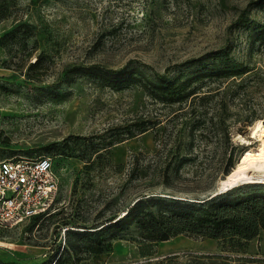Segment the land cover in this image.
<instances>
[{"label":"rangeland","instance_id":"1","mask_svg":"<svg viewBox=\"0 0 264 264\" xmlns=\"http://www.w3.org/2000/svg\"><path fill=\"white\" fill-rule=\"evenodd\" d=\"M0 10V159L50 155L61 208L0 230V264H264L263 204H238L237 219L202 232L176 220L165 238L138 213L264 194L257 179L221 184L262 154L250 125L264 117V44L253 40L264 0H0ZM93 64L189 78L198 95L155 102L76 69ZM227 64L255 80L236 91L217 70ZM145 115L161 125L128 137Z\"/></svg>","mask_w":264,"mask_h":264},{"label":"trees","instance_id":"2","mask_svg":"<svg viewBox=\"0 0 264 264\" xmlns=\"http://www.w3.org/2000/svg\"><path fill=\"white\" fill-rule=\"evenodd\" d=\"M4 18V13L0 10V19ZM253 40L260 41V44H264V26H261L255 34ZM43 61V56H37L30 64V70L40 69L41 63ZM78 71L96 69V72H88L90 75L99 77L101 80L106 81L108 84H111L116 87H123L128 85H138L143 89L144 93L152 101H157L162 104H172L178 103L181 104L183 99L186 96H196L198 95L196 90L185 91L189 85L191 79L180 80L178 77L173 80H166V74L156 73V78L159 82H155L145 76L142 72L135 69L129 71H119L116 69L100 68L99 66L93 64L88 66H79L76 68ZM220 74L226 75L231 74L230 78L233 79V84L236 86V91H238L245 82L249 79L255 80L254 75H246L249 68L239 67V66H221L217 69ZM248 116L244 120L247 119ZM151 116L145 115L144 117L140 116L137 122L133 124V129L128 131V137L134 136L136 133H141L149 128H157L161 125V120H156ZM158 125V126H157ZM137 131V132H136ZM148 202H158L155 198H150L145 200ZM203 204H175L168 203V205L173 206L169 211V216L158 213L157 216L148 212L151 219H145L143 216L146 214L142 210H139L138 213H143L139 220L144 224H148V228L152 230L160 231V234H155L156 237L165 238L169 232L173 230V223L177 220L178 225L185 227L188 230L194 232H202L206 227H215L219 224L237 219L236 212H231L232 209L238 208L239 206H244L251 212L257 209L262 204L264 205V194H246L244 196H237L233 199H225L218 202H208V199L203 201ZM143 204L142 200H137L134 202L133 206H130L126 209L124 214L125 218H128L132 215L136 207H140ZM241 204V205H238ZM218 208H221L224 212V216H220V212L216 211ZM61 208L57 211L49 214L45 218L36 216L33 218L26 226L33 225L38 221L47 220L54 217L56 214H59ZM32 228V227H31ZM174 231V230H173Z\"/></svg>","mask_w":264,"mask_h":264},{"label":"built area","instance_id":"3","mask_svg":"<svg viewBox=\"0 0 264 264\" xmlns=\"http://www.w3.org/2000/svg\"><path fill=\"white\" fill-rule=\"evenodd\" d=\"M59 209V177L50 155L0 159V230L26 226Z\"/></svg>","mask_w":264,"mask_h":264},{"label":"bare ground","instance_id":"4","mask_svg":"<svg viewBox=\"0 0 264 264\" xmlns=\"http://www.w3.org/2000/svg\"><path fill=\"white\" fill-rule=\"evenodd\" d=\"M251 135L256 136L262 151L261 155H252L241 159L221 180L223 186L233 185L248 178L264 181V117L257 118L250 125Z\"/></svg>","mask_w":264,"mask_h":264},{"label":"water","instance_id":"5","mask_svg":"<svg viewBox=\"0 0 264 264\" xmlns=\"http://www.w3.org/2000/svg\"><path fill=\"white\" fill-rule=\"evenodd\" d=\"M232 185H229V186H227L225 189H227V188H229V187H231Z\"/></svg>","mask_w":264,"mask_h":264}]
</instances>
